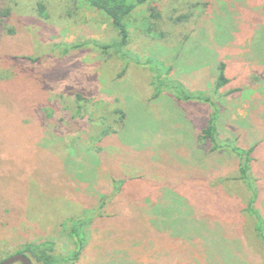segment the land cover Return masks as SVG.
<instances>
[{"label": "rangeland", "instance_id": "rangeland-1", "mask_svg": "<svg viewBox=\"0 0 264 264\" xmlns=\"http://www.w3.org/2000/svg\"><path fill=\"white\" fill-rule=\"evenodd\" d=\"M10 1L0 260L47 242L59 264H264V0H149L120 49L82 0Z\"/></svg>", "mask_w": 264, "mask_h": 264}, {"label": "trees", "instance_id": "trees-1", "mask_svg": "<svg viewBox=\"0 0 264 264\" xmlns=\"http://www.w3.org/2000/svg\"><path fill=\"white\" fill-rule=\"evenodd\" d=\"M12 2V3H11ZM84 6L94 11H97L108 18L112 25L118 30L119 40L116 44L117 48H122L127 44L128 41V24L126 23V19L138 8L147 4L149 0H82ZM19 5L10 0H0V29L6 34L14 33L15 31L6 26L9 24L12 19H16L18 21L17 15L19 14ZM18 9V10H17ZM43 14V7L41 3L37 4V15L41 16ZM154 15V14H153ZM155 16V15H154ZM153 18V17H152ZM145 32L151 33V23L146 22ZM148 62H151L148 60ZM158 68V66L155 64ZM225 65L221 63L217 68V82L218 86L224 85L227 80L224 75ZM161 74L157 73L156 81L160 86L162 85ZM188 98V96H187ZM215 124L214 119H210L206 122L205 128L202 130L203 136L214 143L215 138ZM232 150L236 152L238 155H244L246 159V164L243 166L241 170V174L243 177H246V173L249 170V162L251 161V152L252 149L244 150L240 147H232ZM252 203V202H251ZM250 203V204H251ZM253 211L252 209L249 212ZM257 216V214H256ZM258 226L257 231L260 233L261 239L264 242V227L262 224V220L259 216H257ZM85 221L81 219H75L70 222V237L76 243V251L74 254V258L81 251L84 241L85 235L83 233V226ZM20 253L24 254L33 262L37 264H59L61 260L58 258V255L55 253L54 245L51 243L43 242L39 244H26L22 250H17L11 254ZM8 256L3 258L1 261L6 259ZM65 260V259H63Z\"/></svg>", "mask_w": 264, "mask_h": 264}, {"label": "water", "instance_id": "water-1", "mask_svg": "<svg viewBox=\"0 0 264 264\" xmlns=\"http://www.w3.org/2000/svg\"><path fill=\"white\" fill-rule=\"evenodd\" d=\"M32 264L29 257L24 254L15 253L8 256L6 259L0 262V264Z\"/></svg>", "mask_w": 264, "mask_h": 264}]
</instances>
